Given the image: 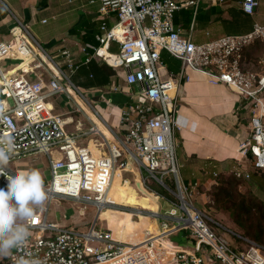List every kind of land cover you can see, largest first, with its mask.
<instances>
[{
	"label": "built area",
	"instance_id": "1",
	"mask_svg": "<svg viewBox=\"0 0 264 264\" xmlns=\"http://www.w3.org/2000/svg\"><path fill=\"white\" fill-rule=\"evenodd\" d=\"M95 1L100 16H113L117 22L110 28L103 23L94 33L98 48L83 47L89 55L85 63L97 59L124 68L123 83L136 86L140 100L122 109L121 122L128 125L122 136L103 125L106 134L92 117L87 132L81 126L75 132L67 131V123L54 114L48 100L58 95L74 100L75 90L89 104L71 81L78 67L70 62L65 48L58 52L66 68L59 65L16 19L10 29L13 41H0V138L10 137L15 144L0 173V188L6 189L8 178L17 174L11 164L36 155L47 158L50 180L44 186L45 201L34 206L33 216L24 222L29 229L26 244L0 264H16L20 258L40 259L43 264H264V246L225 227L228 234H217L214 224H221L197 207L195 188L187 186L180 175L175 137L178 91L188 70H194L204 74L211 85L229 88L240 104L248 106L249 131L239 144L243 156L239 165L246 166V178L253 171L264 172V74L248 78L241 69L244 46L263 34L262 29L198 44L192 28L184 34L174 25L180 7L173 0ZM197 5L195 0L186 4L194 10ZM258 5L257 0H243L241 8L253 15ZM112 43L119 48L117 55L108 52ZM164 52L180 62L176 77L162 74ZM111 58H116L114 63ZM11 63L15 65L6 69ZM77 108L81 111L80 105ZM87 135L98 137V147L104 151L81 146L79 140ZM130 161L135 162V170H129ZM125 171L136 174L142 188L164 201L168 209L161 212L159 205L158 210L145 211L115 204L112 186L117 176L124 184ZM156 186L165 194H159ZM55 200L91 205L98 214L128 208L153 218L159 232L127 241L97 227L96 220L84 230L62 226L49 219ZM177 233L185 234V244L171 241ZM189 237L195 243L188 244Z\"/></svg>",
	"mask_w": 264,
	"mask_h": 264
},
{
	"label": "crops",
	"instance_id": "2",
	"mask_svg": "<svg viewBox=\"0 0 264 264\" xmlns=\"http://www.w3.org/2000/svg\"><path fill=\"white\" fill-rule=\"evenodd\" d=\"M189 1L190 0H173V2L180 7L174 14V25L182 30L184 34H188L192 28L194 41L198 44L215 40L223 36H246L254 32L256 27L261 28L263 34L257 35L252 42L244 46L241 69L248 78H255L264 74V53H262V57L258 59H253L249 55L251 52L257 53L260 51V48L258 49L259 44L262 43L264 45V0H257L259 5L253 15H247L242 11L241 3L243 0H195L198 2L196 10H194L193 6H186ZM74 3L75 0L66 1L68 5H73ZM89 4H97L99 9V4L95 0H90L86 4H80V7L77 5L75 9L80 12L78 19L74 18V16H70V19L67 17L65 24L57 27L53 32L54 35L47 40L48 49H45L31 32L27 30L37 43L42 46L59 65L65 68L66 66L64 64H66V61L59 55L58 50L61 48L67 49L69 51L70 62L78 67L71 76V81L78 90L79 86L86 88V90L93 95V100L97 102L100 101L103 104L102 109L104 113L102 114L92 106L91 100L88 98L89 104L87 105L92 110L90 112L83 111L85 106L80 100H77L76 97H74L73 100L76 104L75 110L69 107L71 99L65 100L64 102H66V105H64V107L66 109L61 106L60 108L64 111L54 114L60 116L62 120L67 123L66 128L68 131L75 132L76 128L81 126L82 131L87 132L91 125L90 117H92L102 128H104L103 125H105L106 128L122 136L127 132L128 125L122 124L120 118L121 112L122 109L140 100L137 94L138 88L135 86V90L132 91V87H127L121 80L117 68L109 66L104 61L91 59L88 64L85 63L89 55L82 51L83 47L89 45L92 48H98L99 45L95 40L94 33L99 30L103 23H105L108 28L112 27L113 25H111V22L115 20L113 16L108 18L103 17L100 21L97 20L98 18H92L89 14L86 16L85 12H83L84 10L81 8ZM49 8V0H0V41L5 43H11L13 41L10 29L16 19L21 23L27 22L30 24L33 19L32 17L37 16V12L49 11ZM21 15L23 19H21ZM53 17L54 16H52V18ZM43 20H46V22L43 23ZM40 22L46 24L48 20L43 18ZM207 33L209 35H207ZM87 36L90 37V39L87 40ZM115 45L117 44L112 43L110 45L108 50L110 54H115L111 52V49L114 48ZM117 54L118 53L115 55ZM114 60H116V58H111V63H114ZM162 60L165 65L162 74L166 77L170 75L176 77L181 68L180 62L166 52L163 53ZM91 62L98 65L106 64L115 70V76L107 85H97L92 74L86 76L81 73L82 68L88 71L90 70L89 64ZM14 65L13 63L6 64L5 67L6 69H11ZM187 74L188 78L182 81L178 91L179 106L175 128V137L179 145L177 149V158L180 165V175L182 176L181 170L183 169L186 171L185 174H187L186 178L182 176L184 182L187 186L195 188V203L197 204L196 200L202 203L201 206L197 204V207L205 210L207 213L205 205L208 200V187H212L211 185L215 184V177L220 174L219 171L225 169L230 170L231 168L237 169L238 166H240L239 163L243 161V156L240 154L238 148L240 142H242L248 134L249 129L247 122L250 116L247 109L248 106H245L242 102L240 104L235 93L229 88L222 85H211L204 74L200 72L188 70ZM76 82L79 85L76 84ZM113 88H118V90L113 91ZM79 92L81 91L79 90ZM81 93L84 94L83 92ZM2 99L0 87V102ZM60 102L61 104L64 103L62 99H60ZM10 104L11 102L9 105ZM49 104L54 112L59 110V108H56L51 102H49ZM77 104L80 105L81 111L78 110ZM1 108L3 107L0 105V109ZM79 113H83V116L79 115V117H77L75 115ZM106 128H104L103 131L107 134L108 130ZM90 142L93 143V149H100L98 147L100 139L96 136L87 135L79 140V144L84 147H90ZM55 156L59 158V155ZM22 159L15 163V168L12 167L17 173L20 171H28L33 168L40 171V168L33 164L36 159L33 158L32 162L25 161L27 157ZM130 169L135 170V167L132 166V161H130L129 170ZM123 177L125 181L129 180L127 182L129 185L133 186L132 189L125 193L126 197L128 196V203L133 205L130 203L132 199L137 203L141 201L145 203V199L140 192L134 188L138 186V188L142 190L140 184H135L137 181L136 174L125 171ZM47 183L44 184V186L47 185ZM143 192L148 195L145 190H143ZM137 198H139L140 201H138ZM57 201H65L75 206L79 205L77 215L75 211L65 208L61 210V213L54 212V214H58L57 216H49L51 222L62 226L78 225L76 216H84L87 207L94 208V206L91 205L87 207L83 205V207L80 208V204H75L69 200ZM156 202L160 205L161 212L168 209L164 201L156 200ZM164 205L167 207L165 210H163ZM122 209H126L124 212L131 213L128 208ZM94 210V216H99L100 213L98 214L95 208ZM133 216H130V218L132 219ZM136 216L138 217V215ZM143 216L149 219L145 221V227L148 228L150 225L149 221L156 224L157 227L159 226V223L150 216ZM145 217L138 218L140 221H143ZM107 230L113 233V230ZM147 232L149 231L144 230L143 236L146 235ZM179 234L181 233H177L172 237L178 238L177 236ZM180 237L182 239L185 236L182 237L180 235ZM123 240L129 241L130 239L128 240L125 238ZM181 244H185L184 241H182ZM188 244H191V242H188ZM5 258L6 257L0 258V260Z\"/></svg>",
	"mask_w": 264,
	"mask_h": 264
},
{
	"label": "rangeland",
	"instance_id": "3",
	"mask_svg": "<svg viewBox=\"0 0 264 264\" xmlns=\"http://www.w3.org/2000/svg\"><path fill=\"white\" fill-rule=\"evenodd\" d=\"M66 1L67 0H49V5H50L49 11L46 10V11H42V12H37V16L36 17L35 16L32 17L33 19H32L30 24L27 23V22H23L25 24L26 28L31 32V34L40 42V44L45 49H48V47H49L47 45L48 44L47 40L49 39V37L54 35L53 32H54V30L57 27H60V25H64L65 24V20H67V17H69V19H70L71 17L74 16V18L78 19V16H79L80 12L77 9H75V7H77V5H79V7H80L82 4H86L90 0H83V1L75 0V3L73 5L66 4ZM81 9L84 10L83 12H85L86 16L89 14V15L92 16V18L93 17H95L96 19L98 18L97 19L98 21L103 19V17L100 16L97 13V9H98V5L97 4H95V5L89 4V5L84 6ZM68 12H69V14H68ZM52 16H54V17L52 18ZM43 18H46L48 20V23L42 24L40 21ZM92 18H90V19H92ZM21 19H23L22 15H21ZM116 20H117V18H115V20H113L111 22V25L116 24V22H117ZM259 47H260V51L259 52H257V53H252L251 52V54L249 53L251 58H253V59L257 58L258 59V58L262 57V53H264V45L261 44ZM111 52L115 53V54L119 52V49H118L117 45H115V47L111 49ZM117 72H118L121 80L123 81L125 76H126L125 69L120 67V68L117 69ZM76 84H78V83L76 82ZM131 87H132V91L135 90V86H131ZM79 90L84 93V96L86 98L91 100L92 106L96 110H98L102 114L104 113L103 109H102L103 108V104L100 101H98L99 102L98 103L97 101L93 100L92 99L93 95H91V93L88 90H86V88L79 86ZM74 92H75L77 100H80L85 106L83 111H86V112L92 111L91 108L87 105V103H85L84 100L81 98L80 94H78V92L75 91V90H74ZM60 99H62L63 102L65 100H68V98L65 95H63V96L62 95H58V96H55V98H51V99L48 100L56 108H59V110H56L54 113H59V112L61 113V112L64 111L62 108L66 109L64 107V105H66L65 104L66 102L61 104ZM61 106H62V108H60ZM69 107L73 108V110L76 109V104L74 103L73 99L70 101ZM69 107H68V109L70 110ZM244 113H246V112H244ZM75 115L77 117H79V115L83 116V113H79V114H75ZM65 129L68 131L66 126H65ZM100 149H101V152L104 151V148H100ZM33 158L36 159L33 162V164L40 168V171L42 172V177H43V180H44V184H46L50 180V172H49V166H48L47 158L45 156L43 157V156H37L36 155V156H32V157H27V159H25V161L32 162ZM22 160H24V159H22ZM10 166L15 168V162L13 164H11ZM132 166L133 167L136 166L134 161H132ZM245 169H246V166H244L243 168L241 166H238L237 169L231 168L230 170H232V171L225 169V170H221L219 172H220V174H224L227 177H229L230 174H237L239 177L236 180V185L233 187V189L235 188L236 191H238V192L251 193L253 196L256 197L257 200H259L261 202H264V178H262L260 176H257V175H251V174H250L249 178H246L244 176V174H245L244 170ZM185 172L186 171L184 169L181 170V174H182V176L184 178L187 177V174H185ZM218 179H219V175H217L215 177V184L211 185L212 187H208L209 192H211L214 189L213 186H215L217 184ZM137 200L140 201L139 198H137ZM196 202H197V204H199V206L202 205V203L200 201L198 202V200H196ZM130 203H132L133 205H137L138 204L133 199H132V201ZM145 203H147V202L145 201ZM70 204L65 202V201H60V202L59 201H53L52 204H51L50 210H49V216L50 217L57 216L58 214H54V212L61 213V210L65 209V208H69V209H71V211H75L76 215H77L78 214L79 205L75 206L73 204H71V205ZM75 204H77V203H75ZM83 205L84 204H80V208L83 207ZM166 208L167 207L164 205L163 206V210H165ZM114 209L115 210H120V211H123V212L126 210V209H122V208H114ZM205 209H206L207 213L213 219H215L216 221L219 222V224H221V225L214 224V229H215V232L217 234H222V235L226 234L227 232L225 231L224 227L229 229V230L231 229V230H235V231H238V232H242V230L240 228H238L235 224L232 223V221L230 219L229 212L217 209L216 207H213V208H210V209L205 207ZM129 211H131V213H133L134 216L133 215L132 216L134 218L132 217V220H134V222H136V223H142V224L144 223L145 224L146 223L145 221L148 220V218L145 217L143 222H141L139 220V218L136 216L135 212H133L132 210H129ZM94 214H95L94 208L87 207L86 213H85L84 216H79V215L76 216L77 219H78V225H74V226L77 227L80 230H84L96 220L97 221V227H101V228H104V229H111L109 221L111 219H113V218L118 219L119 217H122L121 215H117L113 210H107L104 213L100 214L99 216H94ZM143 215H147V214H143ZM140 228L145 230V228L143 226L140 227ZM136 234H137V237H136ZM143 234H144L143 230L142 231L141 230L140 231L136 230L135 231V236H132V239L129 240V241H134V240H137V239H141L143 237ZM180 235L182 237L185 236L183 233H181V234H179L177 236L178 238L171 237V240L173 242H176L177 244H181L183 240L181 239ZM195 241H196L195 238H189V242L195 243Z\"/></svg>",
	"mask_w": 264,
	"mask_h": 264
},
{
	"label": "clouds",
	"instance_id": "4",
	"mask_svg": "<svg viewBox=\"0 0 264 264\" xmlns=\"http://www.w3.org/2000/svg\"><path fill=\"white\" fill-rule=\"evenodd\" d=\"M14 150L10 137L0 138V173ZM7 181L6 189L0 188V258L11 256L14 249L26 244L29 229L24 222L33 216L34 206L42 205L46 199L44 180L38 169L20 171ZM16 264H43V261L20 258Z\"/></svg>",
	"mask_w": 264,
	"mask_h": 264
},
{
	"label": "trees",
	"instance_id": "5",
	"mask_svg": "<svg viewBox=\"0 0 264 264\" xmlns=\"http://www.w3.org/2000/svg\"><path fill=\"white\" fill-rule=\"evenodd\" d=\"M89 68L90 72L82 68L81 73L86 76L92 74L93 79L100 86L107 85L115 76V70L106 64L98 65L91 62ZM252 175L264 178V172L253 171ZM238 177L237 174H230L229 177L219 174L217 184L207 194L208 200L205 207L208 209L216 207L229 212L232 223L242 230L243 236L264 246V202L257 200L251 193L238 192L235 188L233 189ZM156 190L165 194L157 186Z\"/></svg>",
	"mask_w": 264,
	"mask_h": 264
},
{
	"label": "bare ground",
	"instance_id": "6",
	"mask_svg": "<svg viewBox=\"0 0 264 264\" xmlns=\"http://www.w3.org/2000/svg\"><path fill=\"white\" fill-rule=\"evenodd\" d=\"M103 50L100 51V54H103ZM109 134V133H107ZM90 147H94L93 146V143L90 142ZM118 175V174H117ZM127 181L129 180H126L124 182V184L121 182V178L119 176L116 177L115 179V182L112 186V190H111V196L114 198L115 204H122L123 206H127V207H132V208H142V210H145V211H153V210H158L159 209V205L158 203L156 202V198H154L153 195L151 194H145L143 192V188L142 190L138 188V186L134 187L137 191L140 192V194L142 195V197L145 199V201L147 203H143L142 201L139 202L137 205H130L128 203V196L126 197L125 193L127 191H129L130 189L133 188V186L129 185L127 183ZM136 183H139V180L137 179V181L135 182ZM147 193V192H146ZM123 194V195H122ZM107 210H113L117 215H121L122 217H119L118 219H111L109 222H110V226H111V230H113V235L114 237H118V238H121V239H125V238H128V240L132 239V236H135V231L136 230H143L144 229H141L140 227H144L145 230L149 231L150 233L152 232H155L156 234H158V229H157V226L156 224H154L153 222H150V225L147 227H145L146 224H142V223H136L134 222L130 216H132L133 214L129 213V212H123V211H119V210H115V209H105L103 210L100 214L104 213L105 211ZM138 217H145L141 214H138ZM149 220V219H148ZM143 222V221H141ZM136 237H137V234H136Z\"/></svg>",
	"mask_w": 264,
	"mask_h": 264
},
{
	"label": "water",
	"instance_id": "7",
	"mask_svg": "<svg viewBox=\"0 0 264 264\" xmlns=\"http://www.w3.org/2000/svg\"><path fill=\"white\" fill-rule=\"evenodd\" d=\"M16 70H17V68L15 70H13L11 73L16 72ZM202 247L205 249V246L204 245H202Z\"/></svg>",
	"mask_w": 264,
	"mask_h": 264
}]
</instances>
